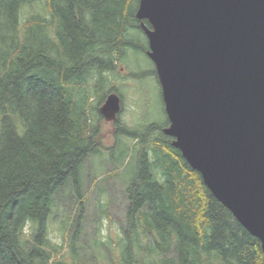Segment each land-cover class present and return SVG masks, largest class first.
I'll list each match as a JSON object with an SVG mask.
<instances>
[{
    "label": "trees",
    "instance_id": "trees-1",
    "mask_svg": "<svg viewBox=\"0 0 264 264\" xmlns=\"http://www.w3.org/2000/svg\"><path fill=\"white\" fill-rule=\"evenodd\" d=\"M140 1L0 0V264H62L48 251V220L60 192L82 200L85 162L101 153L98 106L109 92L121 98L114 84L107 88L108 76L130 53L148 50ZM118 118L116 141L134 140L138 149L112 264H264L261 242L164 134L168 121L129 129ZM108 152L118 170L115 148ZM26 226L34 233L29 247Z\"/></svg>",
    "mask_w": 264,
    "mask_h": 264
},
{
    "label": "water",
    "instance_id": "water-1",
    "mask_svg": "<svg viewBox=\"0 0 264 264\" xmlns=\"http://www.w3.org/2000/svg\"><path fill=\"white\" fill-rule=\"evenodd\" d=\"M136 18L186 163L264 252V0H141ZM105 122L121 112L109 92Z\"/></svg>",
    "mask_w": 264,
    "mask_h": 264
},
{
    "label": "rangeland",
    "instance_id": "rangeland-1",
    "mask_svg": "<svg viewBox=\"0 0 264 264\" xmlns=\"http://www.w3.org/2000/svg\"><path fill=\"white\" fill-rule=\"evenodd\" d=\"M139 22L145 25L144 27L150 28L143 21ZM108 80L107 88L114 84L121 96L122 110L118 119L122 125L129 129H137L145 125L165 123L167 119L161 88L155 67L147 53H130L126 63L118 65L113 75L108 76ZM95 100V97L91 99V101ZM96 123L99 127L101 153L85 162L82 200L79 202L73 198L68 189L60 192L55 199L54 211L48 220V251L52 254L53 261L64 257L62 264H72L71 261L74 260L70 246L75 233L74 220L81 215L80 204L83 207V214L76 237V263L112 264L118 259L121 251L119 239L125 227L127 207L125 188L128 179L136 170L135 152L138 146L133 148L135 141L127 138L122 141L123 143L117 142L114 136L116 126L113 123L105 122L103 119ZM16 128L19 134L23 133L20 123H17ZM165 128L166 126L162 130ZM123 144L130 147L125 158H123V150L126 148ZM113 147L117 161L120 163L118 170L108 154L109 149ZM94 174L99 176L91 180ZM65 219L67 224L63 229L61 221ZM33 235L32 229L26 226L24 238L27 247ZM52 247H58L57 256Z\"/></svg>",
    "mask_w": 264,
    "mask_h": 264
},
{
    "label": "bare ground",
    "instance_id": "bare-ground-1",
    "mask_svg": "<svg viewBox=\"0 0 264 264\" xmlns=\"http://www.w3.org/2000/svg\"><path fill=\"white\" fill-rule=\"evenodd\" d=\"M98 110H99V108H98ZM98 112H99V111H98ZM102 119H103V118H102ZM116 120H117V119H116ZM116 120H115V121H116ZM115 121H114V122H111V123H115Z\"/></svg>",
    "mask_w": 264,
    "mask_h": 264
}]
</instances>
